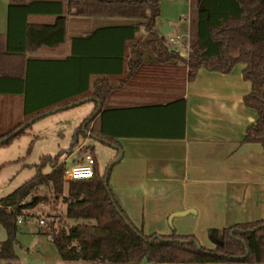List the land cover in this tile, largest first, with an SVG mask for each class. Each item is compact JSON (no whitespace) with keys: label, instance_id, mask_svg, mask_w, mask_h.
Here are the masks:
<instances>
[{"label":"crops","instance_id":"0c3cea01","mask_svg":"<svg viewBox=\"0 0 264 264\" xmlns=\"http://www.w3.org/2000/svg\"><path fill=\"white\" fill-rule=\"evenodd\" d=\"M168 1L177 10L159 17V3L154 27L158 30L166 25L168 34L191 33L197 0ZM65 2L21 0L22 11H12L9 20L8 0H0L3 46L6 36L11 45H22L24 24L52 23L56 12L64 15L61 40L51 44L33 41L28 44L33 48L23 52V81L0 78L1 126L25 117V97L28 106H34L68 95L85 74L92 71L100 76V72L116 69L118 59L128 58L106 54L107 48L115 51L120 46L118 35L111 33L114 29L108 31L106 26L120 24L121 18L78 15ZM135 33L144 35L143 26ZM242 67L236 63L225 73L199 67L189 81L183 67L181 83L179 71L177 77L173 72L170 89L158 91V99L152 98V90L136 89L133 94L150 98L102 108L99 103L95 129L115 142L89 136L107 146L106 164L118 154L114 145L120 149L109 169L108 185L129 220L144 233L192 234L199 244L212 247L210 235L219 237L224 226L264 219V149L258 142L242 141L245 128L257 118L255 109L242 101L250 89L249 81L241 76ZM108 77L115 81L120 76ZM180 85L182 95L168 97ZM83 101H89V106L82 119L97 106L92 99ZM49 109L46 113L54 112ZM84 139L98 167L94 146Z\"/></svg>","mask_w":264,"mask_h":264},{"label":"trees","instance_id":"16d2710c","mask_svg":"<svg viewBox=\"0 0 264 264\" xmlns=\"http://www.w3.org/2000/svg\"><path fill=\"white\" fill-rule=\"evenodd\" d=\"M20 1L8 0L9 20L12 11H22ZM65 1L67 7H73L78 15L121 18L120 24L106 26L107 30L114 29L115 32L111 33H116L114 35H118L120 42L117 50L107 48L106 54L128 58L124 62L118 59L116 69L100 72V76L92 71L85 74L83 80L75 82L74 90L68 95L34 106H28L25 97L22 110L25 117L0 132V145L23 133L35 115L45 114L50 107L83 101L88 97L96 103L98 101L101 108L143 103L150 96L135 95L134 90H152V98L158 99L161 97L158 91L170 89L173 72L177 77L179 71L181 83L183 67L185 79L189 81L195 77L199 67L225 73L236 63H242L241 76L250 83L242 101L257 113L256 120L245 128L242 141L258 142L264 149V0H197L186 56L169 48L164 35L154 27L159 0ZM56 13L52 23L24 24L22 45L17 42L11 45L6 36L3 46L0 34V78L23 81V52L33 48L28 44L33 41L51 44L63 38L64 15L60 11ZM140 25L144 28V35L135 33ZM128 42L127 52L125 46ZM113 73L120 76L115 81L108 77ZM173 95H182L181 85L179 91L168 97ZM90 115L73 128L71 144L76 143L79 136L84 137V130L90 122V135L108 144L115 142L101 134L100 128L96 131L95 114L89 118ZM58 158L59 153L42 155L35 164L36 172L0 197V224L5 231V237L0 240V260L6 264L16 259L13 249L18 228L16 216L22 214V209L34 207L42 200L55 202L59 197L64 203V217L73 221L65 231H57L52 241L64 264H137L143 258L148 264H264V219L224 226L219 237L210 235L212 247L199 244L192 234L173 231L169 234H146L129 220L113 197L108 185L112 164L99 171L94 159L91 177L63 182ZM45 162L50 163V170L41 173L39 169ZM64 183L66 192L63 194ZM41 184L48 188L51 198L36 193ZM25 197H28L26 201ZM6 205L10 208L6 209Z\"/></svg>","mask_w":264,"mask_h":264},{"label":"rangeland","instance_id":"374dc122","mask_svg":"<svg viewBox=\"0 0 264 264\" xmlns=\"http://www.w3.org/2000/svg\"><path fill=\"white\" fill-rule=\"evenodd\" d=\"M159 3V17H163L165 12H174L178 8L168 0H159ZM175 18L177 19V17ZM88 106L89 101H81L70 107L39 116L30 123L23 133L12 137L6 144L0 145V197L35 173V164L39 162L42 155L59 153L58 159H60L70 149L74 148L77 142L83 140L82 136H79L77 142L71 144V133L74 126L86 115ZM7 127V125H0V132ZM87 138L94 146L98 167L103 170L104 166L107 167L112 161L110 160L106 164L108 154L105 149L107 146L90 136ZM49 170V162H45L39 169L41 173H46ZM62 190L64 194L66 183H64ZM36 193L46 194L51 198L48 188L43 184L38 186ZM27 199L28 197H25L24 201ZM63 211L64 204L61 197L55 202L42 200L33 208L22 209L21 222L17 224L18 228L13 241L16 259L9 263L64 264L59 258L54 244L48 239L46 232L37 226L36 221L27 218L44 213L57 214ZM61 220L66 221L68 225L73 223L67 218H61ZM4 237L5 231L0 224V240ZM0 264H6V261L0 260ZM137 264H148V262L143 258Z\"/></svg>","mask_w":264,"mask_h":264},{"label":"built area","instance_id":"2783aa9c","mask_svg":"<svg viewBox=\"0 0 264 264\" xmlns=\"http://www.w3.org/2000/svg\"><path fill=\"white\" fill-rule=\"evenodd\" d=\"M164 39L166 45L174 51H177L179 54L186 56L189 47V33L188 31L184 33H175V34H164ZM84 138L90 135L89 128L87 127L84 130ZM77 142L75 147L70 149L68 153L60 158V163L62 165V180L63 182L88 178L93 174V155L85 142V139ZM72 157L71 160L68 158ZM64 204V203H63ZM10 206L6 205V209H9ZM21 214L16 216V223L21 222ZM29 220L36 221L37 226L46 232L48 239L52 242L54 239V234L57 231H65L68 224L61 218H65L63 212L55 213H44L38 216H29ZM75 245V242L71 243ZM75 247H77L75 245Z\"/></svg>","mask_w":264,"mask_h":264},{"label":"water","instance_id":"95a60500","mask_svg":"<svg viewBox=\"0 0 264 264\" xmlns=\"http://www.w3.org/2000/svg\"><path fill=\"white\" fill-rule=\"evenodd\" d=\"M166 25H163V27H165ZM159 28L158 29V31H159V33H161V34H165V33H167V29H165V28ZM92 97H88L87 99H91ZM82 100H77V101H74V102H71V103H68V104H64V105H61V106H57V107H53V108H51V109H49L50 111H55L56 109H60V108H62V107H68V106H72V105H75V104H77V103H79V102H81ZM99 109V102L97 101V106H96V108H95V110L93 111V113L89 116V118L97 111ZM45 113V112H44ZM35 117H37V115H35ZM30 121L32 120V118H30L29 119ZM117 149H118V154H117V156L112 160V161H110V163L107 165V167L106 168H109V166L111 165V164H113V162L119 157V155H120V149L118 148V146H116V145H114ZM106 173V172H105Z\"/></svg>","mask_w":264,"mask_h":264}]
</instances>
